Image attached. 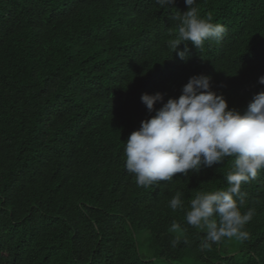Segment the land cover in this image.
<instances>
[{"label": "trees", "instance_id": "trees-1", "mask_svg": "<svg viewBox=\"0 0 264 264\" xmlns=\"http://www.w3.org/2000/svg\"><path fill=\"white\" fill-rule=\"evenodd\" d=\"M194 7L226 32L181 60L168 41L185 0H0V264H264V169L241 186L249 239L202 250L185 213L197 191L226 189L234 157L149 188L125 168L124 142L155 115L142 94L166 102L204 74L243 114L264 91V0Z\"/></svg>", "mask_w": 264, "mask_h": 264}, {"label": "clouds", "instance_id": "clouds-1", "mask_svg": "<svg viewBox=\"0 0 264 264\" xmlns=\"http://www.w3.org/2000/svg\"><path fill=\"white\" fill-rule=\"evenodd\" d=\"M156 3L168 10L176 0ZM185 4L188 10H177L172 17L179 22L178 32L168 41L172 53L176 52L181 60L188 58V42L202 49L205 41L219 43L226 32V27L212 23L210 16H198L196 0H185ZM182 43L185 48L178 50ZM258 83L264 85V76L258 78ZM163 100L159 92L142 94V103L155 115L141 121L139 129L124 142L127 172L133 174L138 187L149 188L161 181H171L176 173L186 176L190 171L199 172L202 166L212 167L234 157L233 170L225 177L226 189L197 191L185 219L189 225L206 230L200 244L202 250L225 238L241 242L249 239L244 228L254 210L242 214L246 193L241 186L255 180L264 169V91L253 97L242 114L230 109L224 96L212 90L210 76L199 74L189 78L178 98ZM157 102H162L159 109H155ZM181 196L177 192L170 199L173 211L183 207ZM170 230L179 231L180 225L173 222ZM178 242L174 239L172 246Z\"/></svg>", "mask_w": 264, "mask_h": 264}, {"label": "rangeland", "instance_id": "rangeland-1", "mask_svg": "<svg viewBox=\"0 0 264 264\" xmlns=\"http://www.w3.org/2000/svg\"><path fill=\"white\" fill-rule=\"evenodd\" d=\"M140 251L141 253H143L146 257L151 258L152 256V252L149 249L148 242H147V233L144 232L143 234H141L140 236ZM154 258V257H153Z\"/></svg>", "mask_w": 264, "mask_h": 264}]
</instances>
